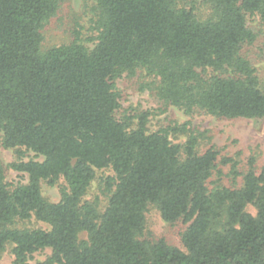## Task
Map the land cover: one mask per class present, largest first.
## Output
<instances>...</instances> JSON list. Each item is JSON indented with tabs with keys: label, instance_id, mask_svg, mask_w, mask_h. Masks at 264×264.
<instances>
[{
	"label": "trees",
	"instance_id": "obj_1",
	"mask_svg": "<svg viewBox=\"0 0 264 264\" xmlns=\"http://www.w3.org/2000/svg\"><path fill=\"white\" fill-rule=\"evenodd\" d=\"M200 1L209 14L187 0H96L92 47L77 35L43 51L60 0H0V149L18 153L0 164V256L29 264L51 249L37 264H264L257 158L239 171L216 146L201 151L188 124L152 132L150 112L117 117L116 80L143 71L160 102L187 115L264 119L262 82L242 54L258 37L247 17L264 22V0ZM187 132L184 144L171 140ZM20 149L41 160L24 161ZM8 170L25 182L8 183ZM99 171L112 172L104 210L86 200ZM61 180L60 201L50 202L42 184ZM150 206L187 225L183 250L142 239ZM33 218L50 229L24 227Z\"/></svg>",
	"mask_w": 264,
	"mask_h": 264
},
{
	"label": "rangeland",
	"instance_id": "obj_2",
	"mask_svg": "<svg viewBox=\"0 0 264 264\" xmlns=\"http://www.w3.org/2000/svg\"><path fill=\"white\" fill-rule=\"evenodd\" d=\"M187 7L194 5L201 16L210 13L207 4L200 0H187ZM96 0H60V9L57 15L50 21L43 31L42 50L67 45L74 42L78 36L83 43L92 47L88 40L95 35L94 23L96 20ZM248 26L257 34V40L253 45H246L242 51L243 56L248 59L256 68L257 74L264 89V22L260 16H248ZM78 35V36H77ZM157 81L149 77L145 72L138 71L134 77L123 75L116 80V86L121 94V109L117 117L122 119L124 115H138L142 112H150L148 128L149 131H158L169 126L188 124L187 129L199 137L200 150L205 151L211 146H216L220 151V160L223 157L233 158L239 162V171L247 168L248 160L255 156L258 167L264 166V119H219L213 116L197 112L192 115L185 114L184 111L173 106H166L158 99L153 89ZM152 88V90H151ZM138 120L133 121L136 127ZM190 132L171 136V140L176 144H184L190 137ZM23 152L24 161L31 159L41 160L32 152ZM18 160L16 150L0 149V164L8 166ZM224 174H229L231 166H222ZM110 171L97 172V178L93 182L86 200L97 201L99 208L104 210L109 201V194L105 191V177L111 176ZM7 181L10 184L25 182L24 175L8 170ZM241 179L238 180L240 182ZM229 184V179L225 180ZM66 186L61 180L58 186L50 187L46 183L42 184L44 197L50 202L60 201V187ZM247 211L253 215L256 209L249 206ZM24 227L32 229L49 230L50 227L44 223L36 221L34 218ZM187 225L182 222L170 224L165 222L158 209L150 206L146 214V229L142 239L149 242L165 240L169 245L183 250L181 235L186 230ZM86 237V234H82ZM52 254L51 249L43 250L33 255L29 264H37L45 261ZM14 256L7 251L0 256V264H14Z\"/></svg>",
	"mask_w": 264,
	"mask_h": 264
}]
</instances>
